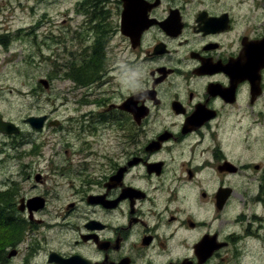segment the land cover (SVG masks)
Listing matches in <instances>:
<instances>
[{
  "label": "flooded vegetation",
  "instance_id": "obj_1",
  "mask_svg": "<svg viewBox=\"0 0 264 264\" xmlns=\"http://www.w3.org/2000/svg\"><path fill=\"white\" fill-rule=\"evenodd\" d=\"M75 5L48 103L0 113V264H257L224 230L264 223V0Z\"/></svg>",
  "mask_w": 264,
  "mask_h": 264
},
{
  "label": "rangeland",
  "instance_id": "obj_2",
  "mask_svg": "<svg viewBox=\"0 0 264 264\" xmlns=\"http://www.w3.org/2000/svg\"><path fill=\"white\" fill-rule=\"evenodd\" d=\"M76 9L75 0H0V113L8 114L16 109H37L39 105L48 103V94L40 91L37 80L48 78L53 72L64 75L68 71L66 63L70 54L66 56L59 53L63 46L56 45L57 42L51 35L61 34L64 37V29L60 33L57 29L76 25V20L69 22L70 17L76 15ZM72 36L74 33L70 28V34L66 38ZM68 47L69 53L75 51V47ZM46 54L52 60L55 58L56 68L50 64L48 55L41 58ZM75 59L80 60L79 57ZM58 67L59 72L56 70ZM62 82V87L68 85L66 80ZM253 112L254 115L250 109L247 110V115L241 120L243 128L250 129L260 123L264 126V108L254 109ZM256 113H259L257 121ZM236 121L235 116L231 122ZM256 185L257 182L249 185L252 195ZM254 203L249 202L251 207L248 213L264 219V204L257 203L256 200ZM240 207L243 208L241 203L233 200L231 207L227 209L230 212L232 210L234 225L238 214L244 212ZM256 227L257 223L253 224V230ZM227 234L237 237L233 251L240 249L239 254L241 258L244 257L243 260H255L257 264H264V223L258 231V238L245 235L242 224L226 228L224 235ZM237 259L238 257L233 258V262Z\"/></svg>",
  "mask_w": 264,
  "mask_h": 264
},
{
  "label": "water",
  "instance_id": "obj_3",
  "mask_svg": "<svg viewBox=\"0 0 264 264\" xmlns=\"http://www.w3.org/2000/svg\"><path fill=\"white\" fill-rule=\"evenodd\" d=\"M7 128H8V125L4 122H1V120H0V132H3V133L7 132V130H6Z\"/></svg>",
  "mask_w": 264,
  "mask_h": 264
}]
</instances>
